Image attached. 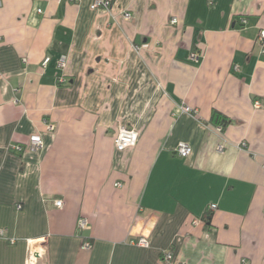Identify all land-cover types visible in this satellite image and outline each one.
I'll list each match as a JSON object with an SVG mask.
<instances>
[{"label":"crops","instance_id":"crops-1","mask_svg":"<svg viewBox=\"0 0 264 264\" xmlns=\"http://www.w3.org/2000/svg\"><path fill=\"white\" fill-rule=\"evenodd\" d=\"M0 1V264H264V0Z\"/></svg>","mask_w":264,"mask_h":264},{"label":"built area","instance_id":"built-area-1","mask_svg":"<svg viewBox=\"0 0 264 264\" xmlns=\"http://www.w3.org/2000/svg\"><path fill=\"white\" fill-rule=\"evenodd\" d=\"M111 5V0H95L92 3V9H109ZM0 6H1V1H0ZM125 17L129 18L131 16V14L129 12L124 14ZM178 19L177 18H173L172 23H177ZM244 22L246 23V19H244ZM259 40L261 42L264 43V30H262L260 32V36H259ZM190 59L192 61H198L199 60V56L196 53H193L190 56ZM24 61H26V59H24ZM50 61V57H47L43 64L47 65ZM68 61V56L67 55H62L59 59V67L61 68H65L66 64ZM238 68V67H236ZM63 80V79H61ZM64 81V80H63ZM257 106H259V103H256ZM184 112L187 113H195L197 112L196 109H194L191 106H183L182 107ZM49 128L51 130H53V126H49ZM221 127L218 128L219 131H221ZM223 130V129H222ZM139 140V133L134 129V128H130L127 126H119V128L117 129L116 135L114 137V142L115 145L117 147L118 150L123 151L126 150L128 148H132L135 147L138 143ZM44 145V141L41 135L39 134H34L30 137L29 143L27 144L28 146V150L32 151V152H37L39 150H41L43 148ZM243 147L247 146V143H242ZM224 146L221 144L218 146V150L219 151H223ZM10 150L13 151H17V152H22L25 150L24 145L21 144H15V145H11ZM175 153L178 154L181 157L187 158L192 154V147L189 143L185 142V141H180L176 148H175ZM117 186H121L120 183H117ZM62 201L59 200L57 201V205L61 206L62 205ZM217 206L215 204H213L211 206V208L215 209ZM79 227L81 230H85L88 228V223L85 219H80L79 222ZM5 236V231L0 229V237H4ZM13 243L15 242L14 240L12 241ZM140 244L141 245H146L147 242L145 241L144 238L140 239ZM91 247V242L89 240H86L84 242V248L85 249H89ZM42 251L38 248H34V247H30L29 248V253L26 259V264H37L38 263V259L39 257L42 256ZM166 258L171 260L173 259V256L171 253H168L166 255Z\"/></svg>","mask_w":264,"mask_h":264},{"label":"trees","instance_id":"trees-1","mask_svg":"<svg viewBox=\"0 0 264 264\" xmlns=\"http://www.w3.org/2000/svg\"><path fill=\"white\" fill-rule=\"evenodd\" d=\"M216 119L217 120L220 119V122H222V124L223 123L225 124L226 122H228V121L225 120V117H223V115L220 112H218V111H214V113H213V120L217 121ZM222 129H223V126H222ZM206 221L210 222V216L207 217Z\"/></svg>","mask_w":264,"mask_h":264}]
</instances>
